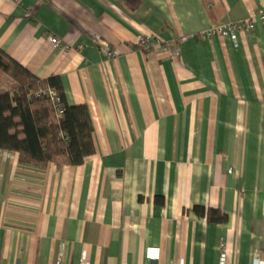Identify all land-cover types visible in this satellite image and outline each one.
I'll return each mask as SVG.
<instances>
[{
    "label": "crops",
    "instance_id": "0c3cea01",
    "mask_svg": "<svg viewBox=\"0 0 264 264\" xmlns=\"http://www.w3.org/2000/svg\"><path fill=\"white\" fill-rule=\"evenodd\" d=\"M122 1L0 0V50L87 107L95 149L43 169L0 150V264H264V0ZM245 20L236 47L212 34Z\"/></svg>",
    "mask_w": 264,
    "mask_h": 264
},
{
    "label": "trees",
    "instance_id": "16d2710c",
    "mask_svg": "<svg viewBox=\"0 0 264 264\" xmlns=\"http://www.w3.org/2000/svg\"><path fill=\"white\" fill-rule=\"evenodd\" d=\"M122 2L133 11L142 0ZM49 91L60 99V108ZM92 132L87 107L66 104L58 77L41 80L0 50V150L16 153L23 166L76 167L95 153ZM194 211L208 223L227 221L215 209Z\"/></svg>",
    "mask_w": 264,
    "mask_h": 264
},
{
    "label": "built area",
    "instance_id": "2783aa9c",
    "mask_svg": "<svg viewBox=\"0 0 264 264\" xmlns=\"http://www.w3.org/2000/svg\"><path fill=\"white\" fill-rule=\"evenodd\" d=\"M13 1L15 3L19 2V0H13ZM259 22L264 26V6H263V12L259 15ZM255 23L256 22L253 20L240 21V23H228L225 26L214 28L212 34L229 38L236 47L238 42V36H237L238 32L244 30L245 31L252 30L255 27ZM48 42L50 43V45H52L55 48H63V49L68 48L67 45H64L63 42L56 37H50L48 39ZM135 45L138 48L143 49L145 51L155 50V49L160 50L165 54H167V56L169 57H176L179 53L177 47H171L166 41H164L155 34L137 35L135 39ZM106 56L114 57V54L111 51H107ZM48 94L51 97L55 96L52 91H49ZM59 102L60 99L58 97L53 98V103L57 109L60 108ZM224 261H225V255L221 254L218 264H224ZM83 264H89V263L84 259ZM178 264H182V263L180 262Z\"/></svg>",
    "mask_w": 264,
    "mask_h": 264
}]
</instances>
